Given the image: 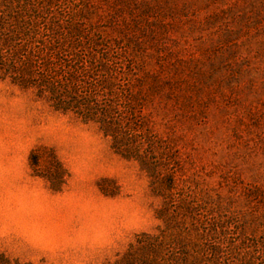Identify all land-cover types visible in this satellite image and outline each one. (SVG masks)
<instances>
[{
	"label": "rangeland",
	"instance_id": "374dc122",
	"mask_svg": "<svg viewBox=\"0 0 264 264\" xmlns=\"http://www.w3.org/2000/svg\"><path fill=\"white\" fill-rule=\"evenodd\" d=\"M0 11L43 45L30 82L110 125L0 78L1 263L264 264V0Z\"/></svg>",
	"mask_w": 264,
	"mask_h": 264
},
{
	"label": "trees",
	"instance_id": "16d2710c",
	"mask_svg": "<svg viewBox=\"0 0 264 264\" xmlns=\"http://www.w3.org/2000/svg\"><path fill=\"white\" fill-rule=\"evenodd\" d=\"M7 13L13 15L15 11L8 7ZM3 14L0 11V16ZM11 19L13 17L7 19L0 17V78H8L10 83L16 86H36L40 93L48 92L50 100L54 102L55 110L71 111L80 116L84 122H97L104 131V135H109L110 125L104 115L97 114L88 103H81V100L79 101L72 93L62 92L61 83L56 77L43 76L39 83L30 82L26 76L33 72L32 65L38 62L43 45L34 39L36 34L32 25ZM140 244L142 249L147 251L156 250L159 245L158 240L150 236H147L146 241ZM0 264L4 263L0 262Z\"/></svg>",
	"mask_w": 264,
	"mask_h": 264
}]
</instances>
